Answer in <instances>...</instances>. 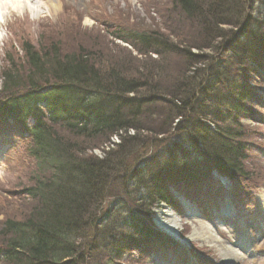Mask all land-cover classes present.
I'll return each mask as SVG.
<instances>
[{"label": "trees", "instance_id": "trees-1", "mask_svg": "<svg viewBox=\"0 0 264 264\" xmlns=\"http://www.w3.org/2000/svg\"><path fill=\"white\" fill-rule=\"evenodd\" d=\"M250 1L171 0L170 10L191 22L192 35L177 34L163 14L166 34L115 35L141 55L181 59L183 72L171 86L122 67L102 74L92 49L63 53L50 45L40 52L23 45L28 73L18 75L12 62L0 75V119L34 118L26 149L32 176L23 190L29 201L23 220L2 222L0 264H135L125 257L160 236L149 208L170 204L171 183L190 187L214 167L232 180L250 179L242 129L231 117L250 113L245 73L264 61V0L254 7ZM243 3L251 9L246 20ZM79 140L102 142V158L88 155ZM191 148L201 157L186 155Z\"/></svg>", "mask_w": 264, "mask_h": 264}, {"label": "rangeland", "instance_id": "rangeland-1", "mask_svg": "<svg viewBox=\"0 0 264 264\" xmlns=\"http://www.w3.org/2000/svg\"><path fill=\"white\" fill-rule=\"evenodd\" d=\"M60 2V9L55 15L40 14L36 11L15 12L12 15L4 17L0 24V75L6 70L16 66L21 73L16 71L18 75L25 76L28 70L24 68L23 44L28 43L31 47L40 52H46V48L50 45L59 46L61 52L73 53L74 51H82V49H92L90 52L91 61L98 65L100 72L117 71L120 67L124 74L149 76L148 81H157L159 85L171 86L173 75L180 76L183 72V61L179 58L167 55L166 57H156L154 55H141L134 48L126 45L122 41L116 40L115 35H120L122 39H127V34L132 32L145 31L146 33L157 32L166 34L164 26L161 23L163 18L169 16L172 21L170 23L180 30L177 34L185 36L192 35L191 22L182 18L176 19V12H172L171 0H53ZM246 1V0H243ZM258 0H251L249 6L254 7ZM249 3V0H247ZM40 1L38 2V4ZM247 6V5H246ZM236 7H239L238 5ZM38 13L44 12V7L40 6ZM251 9L249 8V11ZM34 12V13H31ZM242 11V10H241ZM244 18V12L240 13ZM241 18V17H240ZM169 24V23H168ZM224 31H228L230 27L222 26ZM196 28V27H194ZM225 52V51H224ZM92 53V54H91ZM215 53V52H214ZM211 52H209V55ZM216 57V56H215ZM261 64H264L261 61ZM117 67V68H116ZM116 68V69H115ZM115 69V70H114ZM234 69L229 67V74H233ZM141 73V75H140ZM156 74V80L153 75ZM158 74V75H157ZM152 79V80H151ZM251 83L253 84L257 103L254 120L261 123H253L252 119H245L243 115H238V119L246 120L250 127H255L258 131H264V75L260 76L250 74ZM152 83V82H150ZM155 85V84H154ZM0 89H2V81L0 78ZM0 98L3 99L1 95ZM151 120H158L152 118ZM150 121H148L149 123ZM6 124V125H5ZM153 125L150 122L147 126ZM0 126V230L2 222L6 218L23 220L24 213L28 211L25 207L29 201L23 193V190L31 185V168L32 161L27 156V146L29 139H20L17 134L20 131L19 125L6 122ZM3 126H8L5 128ZM3 129V130H2ZM12 129V130H8ZM82 142V140H79ZM111 143H118L117 137L110 139ZM256 140L254 143H258ZM83 145L90 148L88 155L96 158H102L100 145L102 142H82ZM98 146V147H97ZM90 153V154H89ZM140 151L137 152L138 155ZM132 155V153H131ZM130 155V156H131ZM134 155L129 159L131 163ZM251 158H256L255 154ZM134 164V162L132 163ZM264 165V164H262ZM259 176V181H264V168L251 167L249 162L246 169L251 171L255 179L253 170ZM117 182V180H116ZM115 182V185H116ZM229 186V194L239 195L241 190ZM238 187V185H237ZM242 190L249 193V196L240 199L238 212L226 217L223 227L219 224L215 225L218 240H215L217 246L224 248L231 243H242L243 239L248 237L253 240V245L249 248L241 250L238 256L229 255L231 259L228 264H264V233L260 234V229H264V207L261 206L260 192L257 189L248 190L246 185L242 186ZM191 200L212 205L213 201H220L221 197L229 196L228 192H221L220 187L213 181L204 180L197 185L194 190L188 191ZM261 195V196H260ZM264 196V193H263ZM212 202V203H211ZM110 206V204L108 205ZM181 218L179 229L181 240H185L193 228L197 230L207 229L208 215L195 217L186 210L182 209L179 213ZM163 217V215H162ZM256 223L253 230L249 226L244 229L241 222L250 219ZM222 222V220H213V222ZM260 223V224H259ZM244 226V225H243ZM203 239V238H201ZM185 244V243H184ZM189 251L195 255L201 262L207 258L214 257L215 261H220V257L215 247L208 245L207 242L197 239L191 242ZM178 253H176L177 255ZM210 254V255H209ZM208 255V256H207ZM137 257V254L133 255ZM207 256V258H206ZM218 258V259H217ZM176 264H188L187 259L181 257L176 259ZM217 262V263H218ZM148 263V260L147 262ZM151 264V263H150Z\"/></svg>", "mask_w": 264, "mask_h": 264}, {"label": "bare ground", "instance_id": "bare-ground-1", "mask_svg": "<svg viewBox=\"0 0 264 264\" xmlns=\"http://www.w3.org/2000/svg\"><path fill=\"white\" fill-rule=\"evenodd\" d=\"M18 5V7H8L7 9L4 8V5ZM40 6L44 7V12L38 13L40 10ZM60 9V2L53 1V0H41V2L38 4L32 3L31 0H0V21L4 19V17H7L8 15H12L15 12H21L26 10H33L36 11L38 15L44 14H50L55 15L57 11ZM242 10H244V19H249V8L244 3L242 4ZM31 13H34L31 11ZM1 24V22H0ZM241 30V29H240ZM246 32H242L241 34H245ZM166 220V221H164ZM160 223L164 225V228L166 231H169L170 234L176 235L179 234V228L181 227V224L177 221V219H159ZM190 238L191 239H200L202 241L207 242V244H211L212 241L217 240V237L212 234V232L208 229L204 230H197V228H193L190 231ZM177 237V236H176ZM203 238V239H201ZM185 243H188L185 241ZM213 243V242H212ZM228 250L231 251L234 256H238V249L237 250H230L228 247ZM220 251V250H219ZM222 253V250L220 251ZM227 257V255H226Z\"/></svg>", "mask_w": 264, "mask_h": 264}, {"label": "clouds", "instance_id": "clouds-1", "mask_svg": "<svg viewBox=\"0 0 264 264\" xmlns=\"http://www.w3.org/2000/svg\"><path fill=\"white\" fill-rule=\"evenodd\" d=\"M8 7H13V8H15V7H18V5H7V4L4 5V8H5V9H7Z\"/></svg>", "mask_w": 264, "mask_h": 264}, {"label": "water", "instance_id": "water-1", "mask_svg": "<svg viewBox=\"0 0 264 264\" xmlns=\"http://www.w3.org/2000/svg\"><path fill=\"white\" fill-rule=\"evenodd\" d=\"M165 230V229H164Z\"/></svg>", "mask_w": 264, "mask_h": 264}]
</instances>
